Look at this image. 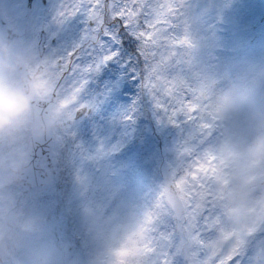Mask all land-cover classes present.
<instances>
[{"label":"rangeland","instance_id":"rangeland-1","mask_svg":"<svg viewBox=\"0 0 264 264\" xmlns=\"http://www.w3.org/2000/svg\"><path fill=\"white\" fill-rule=\"evenodd\" d=\"M22 1L12 0L20 37L8 65L20 60L36 70L34 43L48 21L58 42L49 49L41 77L50 86L43 96L57 94L53 130L59 162L49 184L25 193L18 179L30 112L27 128L0 136V260L228 264L229 257L247 252L246 264H264V161L252 162L245 153L249 143L264 137V0H171L181 9L172 34L186 42L177 45L170 71L211 125L197 129L198 139L188 144L182 143L188 132L168 124L141 88L139 71L133 74L128 64L133 57L127 44L119 57L86 74L85 86L77 77L68 83L53 59L78 47L76 20H59L63 0H52L44 21L37 5L24 25ZM91 55L88 46L73 59L84 66L92 63ZM84 105L90 112L76 119ZM163 176L172 179L174 190L166 188ZM175 192L184 203L197 198L201 215L195 222L187 210L181 220L170 212Z\"/></svg>","mask_w":264,"mask_h":264},{"label":"snow or ice","instance_id":"snow-or-ice-1","mask_svg":"<svg viewBox=\"0 0 264 264\" xmlns=\"http://www.w3.org/2000/svg\"><path fill=\"white\" fill-rule=\"evenodd\" d=\"M83 16L88 24L85 40L92 49V63L76 64L73 57L84 50L80 45L66 57L53 59L64 73L65 80L77 77L84 86L88 83L85 75L99 71L106 64L121 55L119 48L127 44L131 48L133 74L139 71L141 88L150 96L158 114L168 124L188 132L183 144L198 139L195 131L210 130L211 125L199 117V110L189 95V89L170 71L177 64L175 50L181 40L173 35L174 26L181 15V9L171 0L160 3L154 0H63L57 13L64 21ZM68 78V79H66ZM84 105L82 109L86 108ZM131 119V117H129ZM202 195V194H201ZM185 208L191 222L201 215V204L196 197L185 201ZM70 227V226H65ZM248 253L229 257L228 264H246Z\"/></svg>","mask_w":264,"mask_h":264},{"label":"clouds","instance_id":"clouds-1","mask_svg":"<svg viewBox=\"0 0 264 264\" xmlns=\"http://www.w3.org/2000/svg\"><path fill=\"white\" fill-rule=\"evenodd\" d=\"M9 55V49L0 45V68L6 66ZM49 90V83L42 77L34 80L27 90L11 85L0 86V132L10 128L14 122L31 111L32 101L36 95ZM245 153L252 162L264 161V137L249 143Z\"/></svg>","mask_w":264,"mask_h":264},{"label":"water","instance_id":"water-1","mask_svg":"<svg viewBox=\"0 0 264 264\" xmlns=\"http://www.w3.org/2000/svg\"><path fill=\"white\" fill-rule=\"evenodd\" d=\"M27 88H29L27 86ZM25 88V89H27ZM36 101V98L33 99ZM52 102H35L36 125L29 148L25 169L21 175V183L25 189L29 190L35 186L48 182V172L40 167V159L44 157L48 165H52V122L50 119ZM176 210L181 215L182 204L177 200Z\"/></svg>","mask_w":264,"mask_h":264},{"label":"flooded vegetation","instance_id":"flooded-vegetation-1","mask_svg":"<svg viewBox=\"0 0 264 264\" xmlns=\"http://www.w3.org/2000/svg\"><path fill=\"white\" fill-rule=\"evenodd\" d=\"M106 3L111 2V0H104ZM40 4L41 5V14H40V20L41 22L44 21V19H46V17L48 15L51 14V11H49V9H46L48 7H50V5L52 4V0H34V4L32 7V10L28 16V19L32 21V19L34 18L33 16L35 15V8L36 5ZM20 5L22 6L20 9V14L23 15V18H19V23H27L26 21V17L28 15V0H23ZM12 0H0V44H4L6 45V47L10 49L11 45H8L7 43H5V39L7 40L8 34H10L13 31V22H12ZM48 21H46L42 27H41V31H46L47 35L49 36L50 32L48 31V29L46 28L45 24H47ZM18 37H20V34L17 36V38L15 40L18 39ZM50 37V36H49ZM47 38L48 43L49 44H54L55 42H57V40L55 38ZM47 43V45H48ZM16 66H20V61L16 62ZM13 67H15L12 64L7 65L6 62V66L0 68V86H2V82L1 81H5L8 82L9 80L13 81L14 80V76L12 75L13 73ZM60 68V67H59ZM44 69V68H43ZM32 72V71H31ZM32 76L34 78V80L37 79V76H35V74L32 72Z\"/></svg>","mask_w":264,"mask_h":264}]
</instances>
